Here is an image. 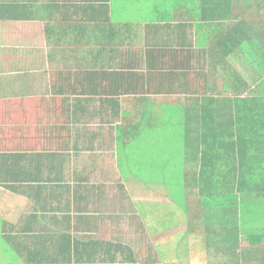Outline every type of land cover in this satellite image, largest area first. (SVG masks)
Masks as SVG:
<instances>
[{"label": "trees", "instance_id": "1", "mask_svg": "<svg viewBox=\"0 0 264 264\" xmlns=\"http://www.w3.org/2000/svg\"><path fill=\"white\" fill-rule=\"evenodd\" d=\"M113 2L53 0L52 5H43L42 11L46 8L58 21L52 33L67 44L78 28L87 30L90 26V38L84 30L75 38H89L90 45L95 39L99 46L96 60L104 55L116 58L119 48L130 40L132 27L139 24L146 25L145 52H164L173 43L187 51L182 29L190 26L178 21L190 17L191 28L199 45L209 53L211 65L224 70L201 74L213 84L186 105L156 107L147 99L139 101L132 120H128L130 111L121 105L120 94L136 92L133 82L155 81L167 75L154 71L140 76L104 68L57 73L61 83H54L52 92L54 98L63 99L62 128L70 137L73 154H37L33 160L28 154L0 152V188L35 204L34 212L23 215L18 224L1 219L0 264H55L61 256L68 262L85 260L86 256L92 261L101 251L99 240L95 242L91 229L81 233L75 227L72 231L70 215L60 217L56 209L44 211L48 197L42 198L43 194L51 189L56 194L62 182L57 176L47 180L41 176L46 159L59 176L61 166L71 157L102 151L116 159L124 177L163 184L170 199L188 215L189 232L204 236L212 259L223 264H252V260L264 264V0H150L152 5L145 9L150 18L134 22L116 20ZM33 7L28 2H2L0 21H26L32 17L29 8ZM246 46L251 53V59L246 60L254 70L243 76L234 71L231 58L246 52ZM120 82L131 83L123 89ZM152 92L157 93L150 89L146 93ZM180 128L183 147L175 140ZM176 152L177 159L183 160V176L175 162ZM56 160L61 161L59 169ZM80 187L94 202L103 201L104 185ZM117 188L125 194L124 187ZM45 214L62 227L42 220ZM83 219L75 217L76 222ZM39 220L45 224L41 228ZM242 243L249 246L241 247ZM51 244L53 248H49ZM110 244L115 248L114 264H139L132 248L120 242Z\"/></svg>", "mask_w": 264, "mask_h": 264}, {"label": "crops", "instance_id": "2", "mask_svg": "<svg viewBox=\"0 0 264 264\" xmlns=\"http://www.w3.org/2000/svg\"><path fill=\"white\" fill-rule=\"evenodd\" d=\"M6 1H13L14 4L25 2L33 3L34 7L29 8L32 17L26 21H0V105L5 106L14 101L25 100V95L29 96L31 94L34 97L36 95L35 89L39 87L35 85V81L37 78L45 81L47 79L46 76H50L53 80H50V85L44 86V94L48 98H44L42 102L48 108L54 103L62 104V97L59 98L60 100H56L57 97L54 98L52 87L56 82L61 83L56 74H60L68 69L77 71L81 68H104L114 72L136 73L140 76L151 75L155 72L157 74L167 75V77L158 78L155 81L150 79L147 80L148 82H145L142 81L144 79H141L139 82H133L135 84L132 83V85L136 92L133 94H120V102L123 109L130 111L128 120H132L136 116L138 111L135 110V106L139 105L137 104L139 101L142 102V100L147 99L156 107L173 104L186 105L192 98L203 96L213 84V81L209 82L204 77L205 75H201L204 73H214L216 67L211 65L209 53L205 52L204 48L199 45V37L195 29L191 28L190 17L178 21V23L188 24L190 26L182 29L186 33L182 37L188 41L187 51L179 48L176 43H173V45L169 46L172 48H167L164 52H145L144 44L146 34L144 30L146 25L139 24L132 27L130 40L123 47L119 48L120 52L117 53L118 56L116 58L108 59L104 55L96 60L98 53L95 54V52H99V46L97 44L95 45L94 38L92 39L93 45L88 43L90 31L92 32L90 26L87 30L78 28L74 35L72 34L70 44H67L65 39L61 41L60 36H54L52 31L58 25V21H54L51 13L46 8L42 11L43 5H52L53 0H0V3ZM141 27L144 28L142 29V33L136 35L134 29H141ZM82 30L86 31L89 38L86 40L76 39L75 36L85 33ZM140 36H143V45L140 52H135L130 48L133 47V40ZM160 36L162 34L158 33V37ZM76 40L80 43L75 44ZM200 48L202 49L200 50ZM239 57H241V60H239ZM234 61L236 62V66L232 64ZM246 61L244 52H241V54L238 53V58L236 59L231 58L234 71L239 73L236 67H239L241 73L249 72L251 69L254 70L249 63L245 65ZM58 62H60L59 65ZM53 67L57 68L54 69ZM220 67L222 66H219L216 71L222 72ZM129 83L131 82H120L119 84L120 87L126 89L129 87ZM46 86H48V90ZM147 89H150V91L156 90L157 93L152 92L153 94H148L146 93ZM159 92L160 94H158ZM36 115L38 116V114ZM61 115L65 117L63 113ZM63 124L61 126H54L50 123L42 124L40 120L35 122L33 127L36 131L33 133L30 130L36 135L35 139L37 140L33 146L29 144V134H25L23 129L19 127L21 133L19 140L21 143H16L14 149H9L6 148L4 140H1L0 152L28 154L33 157V160L37 154H51L55 152L61 155L67 153L73 154V145H69L70 137L67 131L62 128ZM16 126V124L12 126L13 130H15ZM182 133L183 130L181 128L178 129L177 133H175L178 135L175 137V140L178 142V146L183 147L184 142L182 138L184 136ZM175 134H171V136ZM170 145L174 144L170 143ZM93 155H96L95 160H93L94 158L91 159ZM177 158L176 152L175 162L183 176V160H178ZM48 160L46 159L44 161L45 164L41 179L47 180L48 178L57 176L62 182V188L56 194L52 193V189L43 194L44 196L42 198L45 199V197H48L44 211L56 209L57 215L60 217L70 215L73 219L72 231H74L75 227L81 233L91 229L94 232L95 242L99 240V247L101 249V251L93 256L92 261H89L88 256H86L85 260L77 258L72 262H68L61 256L55 264H88L90 262L92 264H114L115 248L110 244L111 242H120L132 248L135 259L139 264H189L193 259L191 250H200L201 256L198 260L201 263L223 264L222 261L211 258L207 251V245L205 247L204 236L202 234H192L189 232L188 215L181 211L175 201L170 199L167 189L166 195L169 205L166 206L172 208L162 213V224L173 226L177 220L185 218L186 220L183 224L186 226V229L183 234L189 232V237L193 235L195 240L198 237L200 241H194V244L190 245L187 242L189 237L181 236L180 240L176 242L178 244L173 251V255L169 251H163V248L166 246L161 247V249L157 247L156 253L152 254V247L146 243L148 242L146 237L144 235L138 236V232L142 228L141 225L134 228L132 223H130L129 232L127 235H124L125 228L127 227L126 222L129 220L132 222L134 219H131L132 212L139 211L137 203L130 198L131 194L126 184L132 183L152 188H160L159 186L165 187L163 184L151 180L144 181L142 178L138 179L132 175H126L124 177L118 169L116 159L110 153L104 151L96 153L84 152L78 157H71V161L61 166L62 171L59 176L57 171H51L50 167L53 168V163ZM54 164L59 169L61 161L58 163L56 160ZM99 184L106 187L105 193H101L103 199L101 202H94L92 195L86 197V192L80 191V185L83 186L82 190H85L90 186ZM119 185L120 187H124L125 194L121 195L122 193L117 188ZM67 186L71 189V192H68ZM75 190L78 191L77 194ZM0 192H3L0 194V199L3 196H7L13 202H20L21 200L23 207L20 210V218L33 211L35 204L33 205L26 198H23V196L9 193L1 188ZM116 194H118V200L115 202ZM124 196L125 198L122 200ZM4 205L5 202L2 201L1 203L0 201V221L2 219L10 222V218L7 217L8 212L5 211ZM129 211H132L131 214ZM118 215L121 216L120 219H118ZM145 215L146 213L142 212V216L144 217ZM44 216L46 217L43 218ZM75 217H84L85 219L76 222ZM20 218L12 223L16 224ZM41 219L46 223L55 225L54 227H62L55 220L53 222L52 219H49L48 214L42 215ZM19 225L22 226V222ZM44 225L41 220L37 222L39 228ZM241 245V247L249 246L247 243H242ZM53 247V244L49 246V248ZM211 250L214 252V248ZM173 260L177 262H173ZM251 262L254 264L255 260Z\"/></svg>", "mask_w": 264, "mask_h": 264}, {"label": "rangeland", "instance_id": "3", "mask_svg": "<svg viewBox=\"0 0 264 264\" xmlns=\"http://www.w3.org/2000/svg\"><path fill=\"white\" fill-rule=\"evenodd\" d=\"M149 5H152L150 0H114V17L116 18V20L123 19L129 22L147 20L150 18L151 14L145 9H147ZM142 29L144 28L141 27V29H134L135 34L140 35L142 33ZM132 44L133 47H131L130 49L134 50L135 52H140V49L143 45V36H140L139 38L133 40ZM245 51V58L247 60H250L251 53L249 47L246 46ZM97 53L98 52H95V54ZM246 63L248 62L246 61ZM232 64L233 66H236L235 61ZM53 68L56 69L57 67ZM236 68V70L241 73L239 67ZM220 70L223 71V67H220ZM227 74L229 76L231 72ZM241 74L245 75L244 73ZM46 77L47 79H45V81L40 78H37V80L35 81V85H38L39 87H36V95H34V97L31 94L29 96L25 95V100L14 101L5 106L0 105V141L4 140L6 148L14 149L16 143H21V141L19 140L21 137L19 127L23 129L25 134H29V144L33 146L37 142V140L35 139L36 135L33 134L36 131L33 127L35 125V122L40 120L42 121V124L50 123L54 126H61V124L65 122L64 117L61 115L62 104L54 103L48 108L46 104L42 102L44 98H48V96H45L44 94V86L50 85V80H53V78H50V76ZM42 81L44 82L42 83ZM233 82L236 83V80H233ZM46 89L48 90V86H46ZM56 100L60 99L56 98ZM36 114H38V116ZM15 124L17 126L15 127V130H13L12 126ZM126 186L131 194V200L137 203L139 211H129L130 214L132 212L131 219H134L132 220V222L130 220L126 222L127 227L125 228L126 231L124 235L128 234L130 223H132L134 228L141 225L142 228L138 232V236L144 235L146 237L148 241L146 243L152 247V254L156 253L157 247H160L161 249V247L166 246L165 248H163V251H169L173 255V251L178 244L176 242L180 240L181 236L189 237L190 233L188 232L187 234H183L184 230L186 229V226L183 224V222L186 220L185 218L177 220L173 226L162 224V213L172 208L166 206L169 205L166 195V188L161 186H159L160 188H152L132 183H127ZM1 193L3 192H0V194ZM0 201L1 203L2 201L5 202L4 209L6 212H8L7 217L10 218L9 221L16 222L20 218V210L23 207V203L21 202V200L20 202H13L7 196H3ZM142 212L146 213L144 217L142 216ZM192 237L193 235L187 240L190 245H193L194 241H200V238L197 237V240H195V237ZM199 251L200 250H191V253H193V259L189 264H205L201 263L198 260L201 256V253ZM173 262L177 261L173 260Z\"/></svg>", "mask_w": 264, "mask_h": 264}]
</instances>
